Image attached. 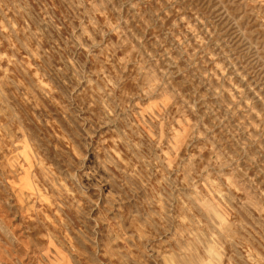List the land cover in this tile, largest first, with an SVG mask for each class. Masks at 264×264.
I'll use <instances>...</instances> for the list:
<instances>
[{"label": "rangeland", "instance_id": "1", "mask_svg": "<svg viewBox=\"0 0 264 264\" xmlns=\"http://www.w3.org/2000/svg\"><path fill=\"white\" fill-rule=\"evenodd\" d=\"M1 209L0 264H264V0H0Z\"/></svg>", "mask_w": 264, "mask_h": 264}, {"label": "bare ground", "instance_id": "2", "mask_svg": "<svg viewBox=\"0 0 264 264\" xmlns=\"http://www.w3.org/2000/svg\"><path fill=\"white\" fill-rule=\"evenodd\" d=\"M18 166L20 165L19 161ZM45 178V176H44ZM17 181L11 183L13 192L16 194V197L21 200L22 203H30L36 200H39L42 195L41 187L36 182L35 177L28 170H23L21 176L16 177ZM31 204V203H30ZM3 215L0 217L1 227L3 229L4 236L7 237L8 234L16 239L17 228L14 226V219L8 218V212L4 209H1ZM25 218V217H24ZM25 246H29V243H25ZM45 257H49V253L45 254ZM55 264H70L68 259L63 256L61 251H56Z\"/></svg>", "mask_w": 264, "mask_h": 264}]
</instances>
